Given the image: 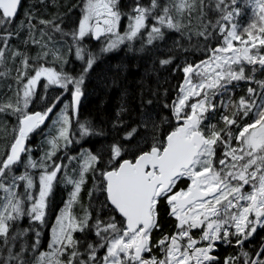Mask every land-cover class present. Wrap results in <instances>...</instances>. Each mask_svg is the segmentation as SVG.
Wrapping results in <instances>:
<instances>
[{
	"label": "snow or ice",
	"instance_id": "obj_1",
	"mask_svg": "<svg viewBox=\"0 0 264 264\" xmlns=\"http://www.w3.org/2000/svg\"><path fill=\"white\" fill-rule=\"evenodd\" d=\"M21 8L22 0H0V79L14 82L0 113L16 117L0 147V264H220V244L238 249L223 264H264V240L245 248L264 230V79L256 77L264 72V0H81L71 27L31 9L17 22ZM25 30L22 43L35 55L11 43ZM170 32L195 35L202 58L177 62L160 51ZM137 41L139 51H160L154 72L181 73L172 94L144 82L121 91L107 130L82 122L86 81L106 54ZM240 82L248 86L237 98ZM47 120L55 135L34 159L28 138ZM93 137L91 148L80 143ZM73 146L76 155H66ZM58 184L71 190L52 221Z\"/></svg>",
	"mask_w": 264,
	"mask_h": 264
},
{
	"label": "trees",
	"instance_id": "obj_2",
	"mask_svg": "<svg viewBox=\"0 0 264 264\" xmlns=\"http://www.w3.org/2000/svg\"><path fill=\"white\" fill-rule=\"evenodd\" d=\"M130 2L131 0H121L122 5H126ZM141 2L144 4H148L149 0H141ZM80 3L81 0H43V2H41V0H23L22 8L20 9L18 16L16 17V21L17 22L24 21L26 23L25 12L31 9L35 11L37 16H42L44 19H48L49 17H51L52 14H58L60 16H63L64 23L69 27H71L72 22L75 21L79 15ZM246 11L247 9H245L240 16L241 24L247 23L249 11L247 12ZM208 15L212 19L215 18L212 12H209ZM125 22L126 20H122L121 22L122 25H124ZM63 26L64 25H62V27ZM196 26H197V21L193 19L192 27L195 28ZM26 34H27L26 30L22 31L20 34V39L21 38L22 39L21 40L19 39L20 41L18 39H14L11 41V43L19 47L21 50L26 49L29 55H35L36 52L38 51L37 47L33 45L25 46L22 43V40L26 36ZM174 41L178 42L179 46H177V44H174ZM197 43H198V38L195 35H193L191 40L189 41L186 37H181L180 33L170 32V34L169 33L166 34V40L159 43V49L160 51L163 52H168L169 50H171L172 53L176 56L177 62H181L184 58H187L189 60H198L202 58V53L195 47ZM90 45L95 48L99 47V43H97L96 41H91ZM139 49H140V42L137 41L131 49H129L127 46H122L120 49L106 54L103 57L104 60L100 61L106 63L103 64L99 62L100 66L96 69L97 72L95 71L92 74L91 79L86 81L85 97L82 99V103L80 107V119L82 122L90 121L94 125L104 127L107 130L108 128L107 121L113 115L115 108L119 104L121 91L127 89L130 93H135L139 89L140 84L144 82L148 83L153 87H158L161 93L165 89H167L169 95L172 94V92L175 89V86L180 82L182 78L181 73L176 72L175 74H172L170 70H164V69H160L158 73L154 72L153 71L154 67H158V65L154 64V61L156 60V57L160 55V51H158L156 48L145 49L144 51H139ZM125 50L127 52H125ZM128 53H130L131 56ZM48 59L50 60L51 57H49ZM110 64L111 66H109ZM9 66L11 67V65ZM75 66L78 67V63ZM257 73H258L257 75L258 77L264 78V72L258 71ZM111 77H114L117 80V85L108 86L111 83L109 79ZM12 83L14 82L11 79H7V80L0 79V101L7 100V98L11 95V92L8 91L6 85ZM39 90L40 88L38 87L37 91ZM235 96L238 98L240 94L236 93ZM34 106L35 105H30V108ZM58 110L59 109H57V111ZM53 118L54 117H52V119ZM15 125H16L15 116L10 114L0 113V147H2L11 140V137L13 135V128L15 127ZM73 129H75V123H73ZM40 130H41L40 132L39 131L37 132L35 130V132H33L29 136L30 138L28 139V146L31 149V155L33 156L34 159H39L42 152L44 151V147H48V145H44L43 142L45 139L48 140L51 138L50 133L51 135H55V131L52 130V123H50L46 127L42 126ZM95 140L96 138L93 137L92 140L89 142H86V140H81L80 143L83 144L85 148H91L93 143H95ZM96 147H99V145L97 144ZM57 155H61V153H57ZM66 155L68 156L76 155V147L73 146V148L69 149ZM75 166H76L75 161H73L72 164L69 165L68 170L70 173L72 172V169ZM91 186H92V181L89 176V179L80 194V199L83 202L82 204L83 206H86L88 204V189L91 188ZM70 190L71 187L65 186L64 184H58L54 187L53 195L51 197V208H50V216L52 221H54L55 215L57 214L59 209L63 206V202L67 200L68 198L67 194ZM100 199H102V197H100ZM79 204L80 201L77 204H75V206L73 207V212L75 214L77 212V215L81 214L82 211V208L79 207ZM161 217H162L164 231L165 232L173 231V221L171 218H169L166 215L163 208L161 209ZM24 224L25 225L27 224L26 220L24 221ZM262 235L264 236V230H259L254 240L256 246L260 244L259 240ZM49 236H50L49 230L45 229L44 233L42 234V240H41L42 245H45L44 250H46V243ZM158 236H159V232L154 233L153 239L158 238ZM247 246L248 245H246V247ZM237 252L238 251L234 246L220 244L217 247V249L214 251L213 255L219 258L220 264H223L225 257L230 255L234 256L237 254Z\"/></svg>",
	"mask_w": 264,
	"mask_h": 264
},
{
	"label": "flooded vegetation",
	"instance_id": "obj_3",
	"mask_svg": "<svg viewBox=\"0 0 264 264\" xmlns=\"http://www.w3.org/2000/svg\"><path fill=\"white\" fill-rule=\"evenodd\" d=\"M257 75H258V73H256L257 79H264L263 77H258ZM247 86L248 85L245 82H240L239 86L235 89V94L239 93L240 95H242L244 93V90L246 89ZM255 238H256V234H254V237L249 242L245 243V248H247L249 246V244H251L252 247H255L256 246V244L254 243ZM262 240H264V236L263 235L260 237V240H259L260 243H261ZM246 245H248V246L246 247ZM237 251H238V249H237Z\"/></svg>",
	"mask_w": 264,
	"mask_h": 264
},
{
	"label": "rangeland",
	"instance_id": "obj_4",
	"mask_svg": "<svg viewBox=\"0 0 264 264\" xmlns=\"http://www.w3.org/2000/svg\"><path fill=\"white\" fill-rule=\"evenodd\" d=\"M247 11H249V10H247ZM247 11H246V12H247ZM248 19H249V15H248V18H247V22H248ZM126 23H127V21L124 23V25H122V23H121V27H122V26H125ZM122 28H123V27H122ZM97 43H98V42H97ZM38 87H39V86H38ZM53 119H55V117H54ZM50 121H51V120H49V122L45 123V125H42V126H44V127L48 126V125L51 123ZM42 126H40V128H38L36 131H37V132H38V131L40 132V131H41L40 129H41ZM52 130H54V129L52 128ZM43 143H44V145H48L46 139L44 140ZM47 148H48V147H44V151H45ZM67 163H68V161L66 160V161H65V164H67ZM91 187H92V186H91ZM79 201H80L79 207L82 208V206H83V205H82L83 202H82L81 199H79ZM74 206H75V204L73 205V207H74ZM72 210H73V209H72ZM76 214H77V212H76ZM259 230H260V229L258 228L257 232H258ZM194 231H195V230H194ZM194 233H195V232H194ZM256 234H257V233H256Z\"/></svg>",
	"mask_w": 264,
	"mask_h": 264
},
{
	"label": "bare ground",
	"instance_id": "obj_5",
	"mask_svg": "<svg viewBox=\"0 0 264 264\" xmlns=\"http://www.w3.org/2000/svg\"><path fill=\"white\" fill-rule=\"evenodd\" d=\"M40 15H41V14H40ZM211 15H212V14H211ZM44 17H45V16H44ZM49 18H50V17H49ZM169 34H170V33H169ZM167 38H168V37H167ZM21 39H22V38H21ZM21 39H20V40H21ZM171 39H172V38H171ZM18 40H19V39H18ZM20 40H19V41H20ZM173 40H174V39H173ZM180 40H181V39H180ZM179 43H180V42H179ZM181 43H182V42H181ZM152 49H153V48H152ZM120 51H121V50H120ZM151 51H152V50H151ZM125 52H127V51L125 50ZM128 52H129V51H128ZM133 52H134V50H133ZM133 52H131V53H133ZM142 53H144V52H142ZM128 54L130 55V53H128ZM130 56H131V55H130ZM139 57H140V56H139ZM144 57H145V56H144ZM105 58H106V57H105ZM121 58H122V57H121ZM121 58H120V59H121ZM116 59H117V58H116ZM133 59H134V58H133ZM147 59H148V58H147ZM103 60H104V59L102 58V61H103ZM134 60H135V59H134ZM149 60H152V59H149ZM106 61H107V59H106ZM108 61H110V60H108ZM117 61H118V60H117ZM141 62H143V61H141ZM100 63H103V62H100ZM104 63H106V62H104ZM104 63H103V64H104ZM109 63H110V62H109ZM114 63H115V62H114ZM107 64H108V63H107ZM107 64H106V65H107ZM106 65H105V66H106ZM112 65H113V64H112ZM109 66H111V64H110ZM115 66H116V65H115ZM140 66H141V65H140ZM110 68H111V67H110ZM126 68H127V67H126ZM134 68H135V67H134ZM112 69H113V67H112ZM115 69H116V68H115ZM108 70H109V68H108ZM147 71H149V70H147ZM96 72H97V71H96ZM95 74H96V73H95ZM93 84H94V83H93ZM167 84H168V83H167ZM169 84H170V83H169ZM90 86H91V85H90ZM167 86H169V85H167ZM172 91H173V90H172ZM93 119H94V118H93ZM91 120H92V119H91Z\"/></svg>",
	"mask_w": 264,
	"mask_h": 264
}]
</instances>
